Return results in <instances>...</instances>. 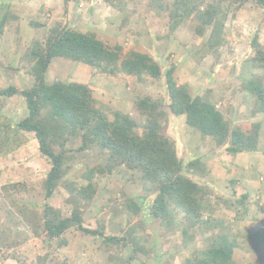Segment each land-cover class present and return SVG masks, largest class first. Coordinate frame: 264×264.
Here are the masks:
<instances>
[{"label":"trees","instance_id":"1","mask_svg":"<svg viewBox=\"0 0 264 264\" xmlns=\"http://www.w3.org/2000/svg\"><path fill=\"white\" fill-rule=\"evenodd\" d=\"M67 1L70 0H64L65 3ZM100 1L123 15H128L130 4L132 8L141 6L154 12L158 23L166 31L164 36L156 38L157 41L168 42L166 39L175 36L181 26H187L191 39L200 41L198 48L194 49L198 62L208 55L213 56L215 62L219 60L222 48L228 44L225 23L230 15L254 6L262 12L264 20V0ZM7 19L6 14L0 19V32ZM161 46L158 42V47ZM250 47L254 51V56L248 61L250 68H264V49L257 33L253 35ZM121 51L122 47L118 45L112 48L105 46L94 34L56 26L50 29L44 41L34 40L26 52L32 64L28 73L34 79L35 86L22 91L13 86L0 89V158H8L22 145L18 143L22 133L31 134L37 142L39 157L46 160L48 167L43 178L37 182V189L24 182L1 186L9 206L18 211V221L24 223L34 236H43V242L48 247L53 244L55 248L64 247V234L75 228L94 238L100 237L99 248L110 249L119 240L114 236H105L97 229L85 227L82 212L91 206L95 196L93 181L96 174L111 175L124 168L138 172L143 190L148 189L156 194L148 211L158 219L161 230L165 233L175 228L179 230V245L190 255L184 264H255L251 260L253 249L250 241L255 239L263 256L264 230L233 233L230 225L247 216L252 221L257 220L254 214L250 215V208L255 206L259 211L257 198L264 194V185L255 192L256 198L252 202H248L249 192L239 197L232 192L226 198L216 197L215 204L210 205L207 199L212 195V190L206 183L200 182V178L207 176L208 168L199 158L185 161L177 155L174 139L164 133L167 117L161 100L138 96L135 98L134 115L116 110L112 112L110 120L96 106L97 102L86 85L64 84L61 81L48 85L45 82L44 73L53 57L82 63L102 75L134 77L141 83L147 82L148 78L155 82L163 79L166 106L173 116L184 117L188 131L192 130L202 139L210 138L218 148L227 146L224 151L232 157L239 153L258 152V123L250 126L231 125L216 103L208 99V93L206 98L198 95L192 97L187 85H177L174 65L170 64L163 71V66L148 54L132 51L123 56ZM240 90L252 97V104L246 109L250 110L252 118L257 113L264 115V80L251 76L242 81ZM14 95H20L25 100L26 114L12 123L3 114V107L4 101ZM73 142L78 143L75 150L67 146ZM84 151L97 155L102 162H94L86 168L80 185L63 181L66 174L63 163L71 161L75 153ZM239 178L243 176L239 174ZM236 181H228L225 185H234ZM60 189L67 193L64 203L69 215L47 204L46 200ZM126 200L132 213L137 215L140 208L130 199ZM220 207L233 212L232 222L231 219L228 221L230 217L223 219L222 215H213V209ZM207 210L208 214L204 216ZM0 227L3 229L2 225ZM198 237L205 244L203 250L194 247ZM19 244L20 241L13 240L8 247ZM131 247L135 253L140 249L139 246ZM141 251L146 256L152 254L149 247ZM238 253L244 254L241 260L236 259ZM248 255H251L250 259L246 258ZM49 256L50 253L37 256V263L46 264Z\"/></svg>","mask_w":264,"mask_h":264},{"label":"rangeland","instance_id":"2","mask_svg":"<svg viewBox=\"0 0 264 264\" xmlns=\"http://www.w3.org/2000/svg\"><path fill=\"white\" fill-rule=\"evenodd\" d=\"M4 14L8 19L0 32V89L13 86L22 91L35 86L34 79L28 73L32 64L26 52L34 40L44 41L50 29L56 26L94 34L109 48L115 45L122 47L123 56L132 51L148 54L163 66V71L172 64L175 66L177 85H187L192 97L198 95L206 98L208 93V99L216 103V107L231 125L250 126L258 123V152L242 153L244 161L245 156L249 155V158L240 164V160L236 158L234 161L224 151L227 146L218 148L210 138L202 139L199 134L188 131V126L184 125V117L173 116L166 106L167 95L163 79L155 82L148 78L147 82L141 83L136 78L123 74L102 75L87 65L61 57L50 60L44 79L48 85L56 81L86 85L97 102L96 106L110 120L112 112L116 110L134 115L135 98L138 96L161 100L167 117L164 133L174 139L177 155L185 161L199 158L208 168L207 176L200 178V182L206 183L212 190V195L207 199L209 204L214 205L216 197L226 198L232 192L236 197L249 192L248 202L256 198L255 192L264 185V115L257 113L252 118L250 110H246L252 104V97L240 90L242 81L251 76L264 80V68H250L248 62L254 56L250 47L254 34H258V41L264 49V20L262 12L256 7L248 6L233 16L230 15L225 23L228 44L222 48V54L216 62L209 55L199 62L196 60L198 56L194 49L198 48L200 41L191 39L187 26H181L175 36L166 39L168 42L157 41L156 38L164 36L166 31L158 23L154 12L141 6L132 8L130 4L128 15H123L100 0H70L67 3L64 0H0V19ZM124 18L126 20L123 22ZM158 42L162 44L161 47H158ZM3 114L12 123L23 118L26 114L23 97L14 95L6 99ZM18 143L22 145L9 154L8 158H0V226L3 228L0 227V264H38L36 257L47 253L50 256L46 264H171L168 263L171 259L181 263L186 257H190L179 245V230L175 228L174 231L165 233L159 227L158 219L149 213L148 209L156 194L148 189L143 190L138 172L124 168L111 175L96 174L92 204L88 208L85 206L86 209L82 208L85 209L82 212V224L89 229L99 230L105 236L116 237L118 244L110 249H100V237L94 238L72 228L64 234V247L55 248L54 244L46 246L43 236H34L24 223L18 221V211L9 206L6 193L1 190V186L15 182H24L37 189V182L48 169L46 160L39 157L37 142L31 134L22 133ZM67 146L75 150L78 143L73 142ZM74 155L71 161L63 163L66 170L63 181L80 185L86 168L94 162L101 163L102 159L97 155L93 156L90 151ZM239 174L243 176L242 179ZM232 180H237L236 184L222 186ZM66 197L67 193L60 189L46 201L64 215H69L64 203ZM258 197L259 205L261 202L264 206V194ZM126 199L140 208L137 215L132 213ZM259 213L252 206L250 215L254 214L257 220L252 221L247 216L246 219L234 221L230 225L232 232L245 233L251 230L253 233L264 227V218L259 217ZM207 214L205 211L203 215ZM213 215H222L223 219L230 217L228 221L231 219L232 222L234 214L220 207L213 209ZM169 239L175 245L170 252L167 247L161 248L163 242ZM13 240L20 241L21 244L8 247ZM196 240L195 249H205L200 237ZM250 242L253 262L264 264V255L261 256L259 245L255 239ZM131 246H139L140 249L135 253ZM148 247L152 249V254L146 256L141 250ZM243 255L238 253L236 259L241 260ZM246 258L250 259L251 255Z\"/></svg>","mask_w":264,"mask_h":264},{"label":"crops","instance_id":"3","mask_svg":"<svg viewBox=\"0 0 264 264\" xmlns=\"http://www.w3.org/2000/svg\"><path fill=\"white\" fill-rule=\"evenodd\" d=\"M226 147V146H225ZM242 155H244V154H242V153H239V154H237V157L235 156V157H233V160L235 161L236 160V158H237V160H240V164L242 163V162H246L247 160H248V158H249V155H247V156H245V161L242 159ZM253 164H254V162H253ZM234 167H236V164H234ZM248 167H251L252 169H254V167H252L251 165H248ZM259 181L257 180V183H258ZM254 184L256 183V182H253ZM225 185V184H224ZM223 186V185H222ZM262 204H264V200L262 201ZM260 208H259V211H260V213H259V217L260 216H262V218H264V206L263 205H261V202H260ZM207 213H208V210L206 211ZM258 229H262V230H264V227H260V228H258ZM257 229V230H258ZM179 240V239H178ZM169 241V242H168ZM169 243V245H167L168 243ZM167 242H163V244H162V246H161V248L163 249V248H166L167 247V251L168 252H170L172 249H174V247H175V245H174V242H172L170 239L169 240H167ZM187 258V257H186ZM253 260V259H252ZM168 263H171V264H184L185 263V260H183L181 263L180 262H177V261H175V262H173V260L171 259V260H169L168 261Z\"/></svg>","mask_w":264,"mask_h":264}]
</instances>
